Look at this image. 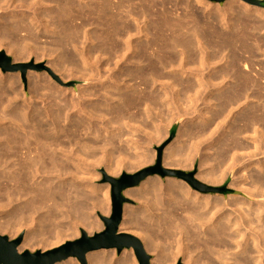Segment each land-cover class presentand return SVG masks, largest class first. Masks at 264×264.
Segmentation results:
<instances>
[{
	"label": "bare ground",
	"instance_id": "bare-ground-1",
	"mask_svg": "<svg viewBox=\"0 0 264 264\" xmlns=\"http://www.w3.org/2000/svg\"><path fill=\"white\" fill-rule=\"evenodd\" d=\"M197 1L202 3V0ZM175 2L0 0V10L7 13L0 18V49L7 47L15 55V61L29 60L37 51L47 52L51 57L56 56L49 65L54 73H63L64 78H70L74 73L69 72L81 68L83 71H76L84 79L98 76L101 82L94 87L97 89L89 88L90 91L85 93L81 90L82 94H78L80 101L75 102L74 97L66 101L64 90L49 76L31 71L27 76L28 98L19 74L0 72V209L4 212L0 218V229L11 237L18 236L23 228L28 230L25 241L18 249L20 252L27 248H41L45 252L70 237H78L79 229L91 233L103 229L95 212L108 215L111 207L108 194L103 193L102 197L99 187L89 185V159L97 157L101 149L104 151L112 145L116 136L122 139L132 136L136 123L141 128L149 127V120L162 124L168 105L167 90L173 88L174 91L175 87H180L182 92L171 96L174 103L183 102L182 97L186 101L191 92L194 93L190 94L193 95V102L205 101L204 106L207 103L214 109L212 117L229 119L225 120L229 122H225L227 127L223 126L222 132L221 124H218L219 128L214 126L221 133L217 141L225 147L224 153L220 151L223 154L221 161L223 159V165L227 162L231 165L243 163L244 175H240L242 182L238 183L240 189L243 187V193L250 200H261L252 203L238 196L229 200L227 196V202L226 198H211L191 190L180 180L162 181L151 177L138 190L134 188L126 193L133 199L145 201V204L141 208L125 206L120 232L136 235L145 249L157 252L159 249L154 238L157 234L161 235L158 232L162 229L169 235L182 232V236L187 229L190 233L189 228L201 230L206 226L205 240H202L204 233L199 230L200 235L195 234V239L192 236L194 243L191 248L184 249L198 251L203 247L208 252L203 254L206 255L204 258L211 260L210 255L216 245L226 249L230 247V243L226 242L232 240L245 255L244 261L241 260L245 262L243 264H264V162L255 164L253 160L264 154V63L260 64L257 60L261 54L264 62V10L241 3H228L221 10L207 5L201 16L187 4L189 11L179 15V5ZM23 33L27 36L20 38ZM44 34L53 37L52 47L48 50L34 46ZM94 58L95 62L97 58L95 66L92 62ZM256 60L259 67L254 65ZM100 63L101 66H98ZM104 69L109 73L107 77L103 75ZM104 76L106 81L102 80ZM183 91L184 96L181 97ZM261 103L262 106L258 105ZM154 111L159 112V117H152ZM208 122L199 129L201 139L197 143L200 146L210 145L211 140H215L213 136L216 132H213L214 135L211 133L213 126ZM162 126L155 127L157 139H164L167 135ZM138 130L141 131L140 128ZM248 131H252L250 134L253 137ZM188 133L178 130L179 140L165 152V166L191 169L192 158L200 148L195 146L197 143L188 141L190 144H187L184 141L190 137ZM244 133L251 137V141H247V137L246 140L242 138ZM250 142L254 144L255 152L251 151L253 144ZM249 149L252 153L248 152V155L244 150ZM238 151L249 156L248 164L240 154L235 156ZM136 157V166L139 167L138 164L153 163L155 155L147 151ZM204 158L203 167L208 161L207 157ZM253 166L257 172L253 175L254 168L250 169L249 175L248 170ZM216 170L219 172L221 168L213 167L201 172L198 177L203 182L219 184L224 177L222 173V178L217 177L219 173L217 175ZM248 179H251L250 184L245 183ZM244 183L251 186H244ZM229 207L236 215L232 221L227 215L228 220H225L230 227L223 226L226 231L233 232L234 229L235 233L230 235L229 241L224 236L226 231L218 227L223 235L216 228V233L225 237V240L220 237L223 241L218 242L215 239L219 236L215 232L211 234L208 224L218 213H226ZM185 213L188 219L181 217ZM189 223L191 226H187ZM212 230L215 231V228ZM214 234L217 238H213ZM249 240H252L253 248L247 249ZM103 253L105 250L88 254V264H136L133 254L125 253L115 258L114 251L113 254ZM253 254L258 256L253 259ZM159 255L156 264L176 261V258L165 261ZM58 264L78 263L72 258Z\"/></svg>",
	"mask_w": 264,
	"mask_h": 264
},
{
	"label": "rangeland",
	"instance_id": "rangeland-1",
	"mask_svg": "<svg viewBox=\"0 0 264 264\" xmlns=\"http://www.w3.org/2000/svg\"><path fill=\"white\" fill-rule=\"evenodd\" d=\"M175 3H177L178 5H179V7H178V9H177V12H178V14L180 15L181 13L183 14V13H185V11L186 12H188L189 11V8H187L186 6H188L187 4H190V6H191V9L192 10H194V11H198L199 12V14L202 16V14H203V12H204V10H206V7H207V5L208 6H210V8L211 7H214V6H216V8H220V10L221 9H224L225 7V5L226 4H228V3H230V4H238V3H241L242 5L243 4H246L247 6H249L250 8H255V9H257V10H260V9H263V8H260L259 9V7H256V6H252V5H250V4H248V3H246V2H244L243 0H228V1H226L223 5H220V4H218V3H212V2H210V1H207V0H202V3H199L197 0H173ZM188 1V2H187ZM194 2V3H193ZM175 3H173L172 5H174L175 6ZM194 4V5H193ZM219 7H218V6ZM252 6V7H251ZM6 7V6H5ZM183 7V8H182ZM169 8H173V7H169ZM205 8V9H204ZM5 9H7V7L5 8ZM175 9V8H174ZM184 9H186V10H184ZM188 10V11H187ZM201 10V11H200ZM264 10V9H263ZM3 10H0V18L1 17H5L6 15H7V13H6V11L4 10L3 12H2ZM183 11V12H182ZM200 12H202V13H200ZM3 14H6V15H3ZM48 35V36H47ZM47 35H45L44 34V37H42L41 38V40H39V42H38V44H34V46L35 47H37V48H41V49H45V50H48L49 48H51L52 46H51V42H52V35H50V34H47ZM51 36V38H49L50 36ZM27 36V34L26 33H23V34H21V36H20V38H24V37H26ZM33 45V44H32ZM47 48V49H46ZM2 51H4L5 53H6V55L7 56H9V57H11L12 59H13V62L14 63H22V64H28V65H31V64H33L34 66H38V67H41V68H39V69H37V70H29L28 72H27V75H26V82H24V80H23V78H22V75H21V73L20 72H18V73H10V74H19V76H20V81H21V83H22V86H23V90H24V92H25V94H27V97L29 98L30 96H29V94H28V90H29V87H28V79H27V76H28V73L29 72H36V73H38V74H41V75H46V76H49L50 77V79L51 80H53V82L55 83V84H57V86H59L62 90H64V95H65V97L67 98V100L66 101H68V99L70 100L72 97H74V101L75 102H78V101H80L79 99V96H78V94L79 93H81L82 94V91L85 93V92H88V90L90 91V89L92 90L94 87H97L98 85H100V81H99V77L98 76H89V78L90 77H92V78H90V79H88V76L84 79V77H82L81 76V73L79 74V73H77V71L79 70L80 72L81 71H83L81 68H78V69H73V71L72 72H69V74H71V73H74V74H72V77H70V78H64L63 76L65 75H63V73H54L53 71H52V69H51V67L49 66V65H51V62H53V60H54V58H56V56L55 57H51V56H49L48 54H47V52H42V51H37L34 55H32L31 57H30V59L29 60H22V61H15V55L12 53V52H9L8 51V49H7V47H2L1 49H0V52H2ZM263 57V55H259L258 56V58H257V60L260 62V64H262V63H264L262 60H261V58ZM39 60V61H38ZM99 60V59H98ZM104 60V59H103ZM256 60V62H255V67L256 66H258L259 67V63H258V61ZM92 62H94L93 64H94V66L96 65V62H97V58H96V62H95V58H94V61H92ZM258 63V64H257ZM257 64V65H256ZM98 65V64H97ZM98 66H101V63L98 65ZM261 66V65H260ZM83 67H86V66H83ZM82 67V68H83ZM85 69V68H84ZM77 70V71H76ZM104 71V72H103ZM102 72H103V75H105L106 76V74H107V70H106V72H105V69L103 70ZM0 72L1 73H3L2 72V70H1V68H0ZM53 72V73H52ZM75 75H77L76 77H74ZM79 75V76H78ZM93 75H96V74H93ZM107 75H109V73L107 74ZM105 76H104V78L102 79L103 81L105 80ZM98 77V78H97ZM107 77V76H106ZM63 79V80H62ZM94 79V80H93ZM92 80V81H91ZM97 80V81H96ZM106 81V80H105ZM73 84V85H72ZM90 88V89H89ZM94 89H97V88H94ZM98 89H99V87H98ZM159 89V88H158ZM158 89H156V90H158ZM173 89V88H172ZM172 89H170L169 90V88H168V90L167 91H169L168 92V94H167V96H168V98H167V103H168V105H166V107L167 108H165L166 110H165V115L163 116L164 117V119L165 120H163L162 121V124L161 123H158V122H156V121H154L153 122V120H149V127L148 126H146V127H148V128H150V129H147L146 127H139L138 125L139 124H137V126H136V124H135V126H134V128L136 129V131H135V133H132L133 135L131 136L130 135V137L129 136H125L124 137V139H122V138H119L118 136H116L115 137V139H113L114 140V142H113V144L112 145H108L107 146V148L106 149H103L104 151H102V149H101V151H99L98 152V154H97V157H95V158H91V159H89L90 161H88V166H89V174L90 175H88L89 177H88V179H90L91 181H89V185L90 186H93L94 185V187H99V189L101 190V192H100V195L102 196L103 195V193H105V194H108V201H109V205H110V213L108 214V215H104V216H110V214H111V209H112V202H111V186H110V184H105V183H103L104 182V173L105 174H107V175H109V176H111V177H114V178H119L123 173H129V174H134V173H136V172H138V171H140V170H142V169H144V168H147V167H149V166H152V165H154V163H155V161H156V155H157V152H156V150H155V147H159V146H161V145H163V143H165L168 139H169V133H170V130H171V128L174 126V125H176V124H178L179 125V129L181 130V131H183L184 132V130L186 131V132H190V134L188 133V135L190 136V137H188V138H186L187 139V141H186V139L185 138H182V139H185L184 141L187 143V144H190L188 141H190L192 144H194V143H197V141L198 140H200L201 139V136H200V133H199V131L201 130V128H202V126L204 125V124H206V122H208V123H212V125L211 126H213V128H211V133L213 134V132H218L217 134L215 133V136H213V138L215 139L214 141L213 140H211V139H213L212 138V136H211V139H209V140H211L212 142V144H210V145H207V146H204V145H202V146H200L201 144V142L199 141V144L200 145H198V143L197 144H195V146L196 145H198L197 146V148L199 147L200 149H197V152H195L196 153V155H195V157H194V155H193V157L194 158H192V159H194L193 160V166L191 167V169L190 168H187V169H182V168H179V167H173V168H171V167H167V166H165V164H164V158H165V153H164V158H163V164H164V166L165 167H167V168H170V169H175V170H182V171H185V172H191V171H193L194 169H195V166L197 165V174H196V178H197V180H199V181H201L202 183H205V184H207V185H210V186H213V187H217V188H222V187H226V189H228V190H231L233 193H229V194H227V195H223V194H206V195H210L211 196V198H226V200H227V202H228V197H229V200H230V197L232 198V197H240V198H245V200H249V202H256V201H260L261 199H259V198H256L255 199V201L253 200H250V198H248L244 193H243V187H242V189H240V183L242 182V179H241V176L240 175H244V169H243V167H244V165H243V163H242V165L240 164V162L239 163H236V164H234L233 163V165H231V164H229L228 162L227 163H225L224 165H223V159H222V161H221V158H223L222 157V155H221V152L222 153H224V145L222 146L221 144H222V142H221V144H220V141L218 142L217 141V138H218V136L221 134L220 133V131H217L216 129H217V127H218V124H221V126L219 125V127H221L220 129H221V132H222V130L224 129V127H227V124H228V122L227 121H225V120H227L225 117H224V120H223V117H212V115H213V113H214V109L212 108H210V106H208L207 105V103H206V105L204 106L203 104L205 103V101H204V103H202L203 101H201V100H199L197 103L196 102H193V99L194 98H192L193 97V95H191L190 96V94H194V93H188L189 95H188V99L190 100V103H189V101H187V98L185 99L186 101H184V97H182V96H184V95H182V94H184V91H183V93H181V97L183 98L182 100H183V102L182 101H180L179 103H174V101H173V97H174V94H178V92L180 93V92H182V88H180L179 87V89L177 88L176 89V87L174 88V91L172 90ZM181 89V90H180ZM82 90V91H81ZM153 90H155V88L153 89ZM177 90V91H176ZM81 91V92H80ZM174 93H173V92ZM172 93V94H171ZM171 96H173V97H171ZM70 97V98H69ZM180 97V98H181ZM171 99V100H170ZM73 100V99H72ZM78 100V101H77ZM192 100V101H191ZM171 101H173V102H171ZM201 101V102H200ZM171 102V103H170ZM187 104H186V103ZM173 103V104H172ZM183 103V104H182ZM191 103H193V104H191ZM196 103V104H195ZM88 104H91V103H89L88 102ZM176 104V105H175ZM191 104V106H190V108L188 107L189 105ZM212 104V107H213V103L211 102L210 103V105ZM251 104V103H250ZM170 105V106H169ZM172 105V106H171ZM187 105V106H186ZM258 105H261L262 106V103L261 104H258ZM176 106V107H175ZM208 106V107H207ZM178 107H182V109L181 108H178ZM188 107V108H187ZM215 107V106H214ZM176 110H178V111H176ZM178 108V109H177ZM187 108V109H186ZM192 108V109H191ZM189 109V110H188ZM153 110H155V109H153ZM152 110V111H153ZM174 111V112H173ZM186 113H185V112ZM155 113H157V114H155ZM178 113H180V114H178ZM154 114V115H153ZM153 114H152V117H159L158 116V114H159V112H156V111H154L153 112ZM183 114V115H182ZM186 114V115H185ZM189 115V116H188ZM211 115V116H210ZM169 117H172V118H169ZM232 117V116H231ZM173 119V120H172ZM206 119V120H205ZM167 120V121H166ZM172 120V121H171ZM213 120V121H212ZM214 120H217V121H214ZM218 120H220V121H218ZM221 120H223L222 122H221ZM229 120V119H228ZM168 121H170V122H168ZM205 121V122H204ZM211 121V122H210ZM217 122V123H216ZM221 122V123H220ZM225 122H227V124L225 123ZM155 123H158V124H156V125H158V126H162V129H166V130H162V131H165V133L167 134H164V132H163V136H165L164 137V139L163 138H160V139H157V135L155 134V127H156V125H155ZM166 123V124H165ZM203 123V124H202ZM207 123V124H208ZM223 123H225V125L223 124ZM171 126H170V125ZM186 124V125H185ZM134 125V124H133ZM150 125L152 126V127H150ZM166 125V126H165ZM190 125V126H189ZM201 125V126H200ZM198 126H200V127H198ZM214 126H217L216 127V129L214 128ZM224 126V127H223ZM165 127V128H164ZM218 127V128H219ZM140 128L141 129V131L140 130H138V129ZM146 128V129H145ZM187 128V129H186ZM223 128V129H222ZM178 129V130H179ZM200 129V130H199ZM216 131H215V130ZM143 130V131H142ZM145 130V131H144ZM146 130H147V132H146ZM151 130H152V132H151ZM219 130V129H218ZM139 131V132H138ZM148 131L149 132H151V133H148ZM195 131V132H194ZM140 132H141V134H140ZM154 132V133H153ZM144 135H143V134ZM194 133V135H192V134ZM246 133V132H245ZM244 133V134H245ZM248 133H249V131H248ZM250 133H252V131H250ZM249 133V134H250ZM145 134H147V136L145 135ZM149 134V135H148ZM244 134L242 135L243 137V139H245L246 140V137H247V141H251V137H253V134H250V136H248V135H246L245 134V136H244ZM156 135V137H155V139L153 138V136H155ZM198 136V137H197ZM200 136V137H199ZM155 140H153L152 138ZM245 137V138H244ZM250 137V138H249ZM179 136H176V138L174 139V141H172V143L166 148V150L171 146V145H173V144H175L179 139ZM192 140H191V139ZM200 138V139H199ZM209 138V137H208ZM157 139V140H156ZM189 139V140H188ZM249 139V140H248ZM103 140H106V139H103ZM102 140V141H103ZM221 141H222V139H221ZM214 142V143H213ZM218 143V144H217ZM251 143V142H250ZM103 144H105V142L103 141ZM128 144V145H127ZM191 144V145H192ZM224 144V143H223ZM253 143H251V145H252ZM216 145V146H215ZM222 146V150L220 149V147ZM105 146V145H104ZM129 146V147H128ZM141 146V147H140ZM144 146V147H143ZM181 146V145H180ZM204 147V148H203ZM254 147V144H253V146L252 147H250V149H251V151L254 149L253 148ZM212 148V149H211ZM217 148V149H216ZM219 148V149H218ZM129 149V150H128ZM144 149L145 150H147L148 151V153H152V154H154L155 155V158H154V161H153V163H151V164H148V165H139L138 164V166L139 167H137L136 165H137V163H138V161L137 162H135V157L137 156V155H139L140 156V154L141 153H144V152H147V151H144ZM203 151H202V150ZM204 149H206V150H204ZM224 149V150H223ZM250 149L249 150H244L245 151V153H248V152H250V153H252L251 151H250ZM166 150H165V152H166ZM200 152H199V151ZM216 150V151H215ZM150 151V152H149ZM206 151H209V152H206ZM221 151V152H220ZM243 150H241L240 152H242ZM244 151H243V153H244ZM212 152V153H211ZM239 152V151H238ZM238 152H236V154L238 153ZM240 152L237 154V155H235V156H238L239 154H240ZM255 152V151H254ZM217 153V154H216ZM220 153V154H219ZM240 154L239 156L242 158V156H243V161L244 162H247V164L249 163V161H248V159H249V156H247L246 154ZM106 154V155H105ZM203 155V156H202ZM206 155H208V156H206ZM248 155H249V153H248ZM238 156V157H239ZM102 157V158H101ZM204 157H207V163H206V165L203 167V160L205 159ZM213 157H215V158H213ZM248 157V158H247ZM202 158H204V159H202ZM246 160H245V159ZM93 159V160H92ZM136 159H138L137 157H136ZM215 159V160H214ZM97 162H96V161ZM214 160V161H213ZM254 161H255V164L256 163H260V162H264V154H260L258 157H256V158H254L253 159ZM252 160V161H253ZM92 161H94L95 163H93ZM99 161V162H98ZM243 161H241V162H243ZM201 162H202V164H201ZM220 162H222V165H221V163ZM230 162V161H229ZM232 162V161H231ZM229 164V165H228ZM240 164V166H238V165ZM246 164V163H245ZM219 165H221V167H219ZM234 165H235V167H234ZM237 165V166H236ZM217 166H218V168H217ZM227 166V167H226ZM243 166V167H242ZM200 167H202V168H200ZM207 167V168H206ZM213 167H216V169H220L221 168V170L218 172L217 170V175H218V173H219V175L217 176V177H221L222 178V175H223V177H224V179L222 178V181L219 183V184H210V183H206V182H203L198 176L200 175V173L201 172H205V171H208V170H210L211 168L213 169ZM231 167V168H230ZM242 167V168H241ZM223 168H224V170H223ZM227 168H229V169H227ZM241 170H240V169ZM254 168V169H253ZM255 168L256 167H251V168H249V170H248V174L249 175H251L249 172H250V169L252 170V174L254 175L257 171H255ZM202 169V170H201ZM222 171V172H221ZM239 172H243L242 174H240ZM221 173H222V175H221ZM226 173V174H225ZM247 173V172H246ZM238 174V175H237ZM240 176V179L238 178ZM91 177V178H90ZM156 177H158L159 179H161L162 181H164V180H167V179H176V180H179V179H177V178H172V177H167V178H165V179H163V178H161L160 176H156ZM236 177L238 178V180L236 179ZM93 178V179H92ZM151 178V177H150ZM153 178V177H152ZM243 178V177H242ZM240 180H241V182H240ZM180 181H182V182H184V183H186L185 181H183V180H180ZM236 181V182H235ZM248 181H249V183H248ZM248 181H246L245 183L246 184H250L251 183V179H248ZM231 182V183H230ZM239 183V184H238ZM244 183V184H245ZM188 186H189V188L191 189V190H194L188 183H186ZM236 185V186H234V185ZM239 186H238V185ZM244 185V186H247V187H249V186H251V185ZM233 186V187H232ZM237 187L239 188V189H237ZM140 188V187H139ZM139 188H135V190L137 189H139ZM103 189V190H102ZM108 190V191H107ZM131 190H134V189H131ZM106 191V192H105ZM130 191V189L128 190V191H126L125 192V195H126V193L127 192H129ZM196 191V190H195ZM199 192V191H198ZM104 194V195H105ZM203 194V193H202ZM103 195V196H104ZM102 196V197H103ZM228 196V197H227ZM126 197L127 198H129V199H131L132 201H133V203H131V204H127L128 206H130V207H134V208H141V207H143V205L145 204L144 202L145 201H141V200H136V199H133V198H131V197H129V196H127L126 195ZM258 199V200H257ZM229 208H230V210H229ZM228 209H227V211H226V213H218V215L217 216H214L213 218V222H210V224H208V227H211L210 228V230H211V234H213V232H215L216 233V231H217V229L219 230V231H217V232H219L220 234H223V232L224 231H226L227 230V228H229L230 226L228 225L229 224V222L228 221H226L225 219H227L228 218V216L227 215H229V218H231V221L235 218V212H234V210L233 209H231V207H229ZM99 211H96L95 212V215H96V217H98L97 216V213H98ZM102 214V213H101ZM221 214V215H220ZM3 215H4V212L0 209V218L1 217H3ZM103 215V214H102ZM187 215V213H185L184 215L182 214V218H183V216H185L184 218H187L188 216H186ZM231 215V216H230ZM221 216H225V217H221ZM227 216V217H226ZM180 217V218H181ZM219 217V218H218ZM188 219V218H187ZM186 219V220H187ZM223 219V220H222ZM98 220L100 221V219H99V217H98ZM228 220V219H227ZM212 221V220H211ZM223 221V222H222ZM101 222V221H100ZM102 223V222H101ZM191 223V222H190ZM187 224V226H191V224L193 225L194 223H191V224ZM215 225H213V224ZM217 223H219L218 225H217ZM224 224H226V226H228L227 228H225L226 226L224 225ZM102 225H103V223H102ZM225 227H224V226ZM194 226V225H193ZM213 226V227H212ZM217 226V227H216ZM222 226V227H221ZM223 229V232H220V229ZM187 228H189V227H187ZM215 228V231L214 230H212V229H214ZM217 228V229H216ZM103 229H104V227H103ZM102 229V230H103ZM190 229V233H189V231H187L186 230V233L187 234H189V235H187L186 233V235L185 234H182V236H181V233H176V232H174L175 234H173V233H171L170 235L168 234V232H165L164 231V229H162V231H160V232H158L159 234H161V235H156V237L155 238H158V239H155L154 238V240H155V244L156 245H158L157 247H158V249L160 250H157V252H155V251H149V250H147V253H149L151 256H152V258H153V260H152V264H156V257H158V254H160V255H162V258H165V261H168L169 262V258L171 259V260H173L174 258H176V261L175 262H171L172 264H243V263H245V262H242V261H244V258H245V255H243V253H242V251L237 247V245L235 244V243H233L232 242V240L230 241V239H228V238H230V235L232 236L233 235V233H235L234 232V229H233V232H230L231 230H228V231H226V233L224 232V236L226 237V239L227 240H229L230 242H228L227 240V242H226V244H229L230 245V247L228 246V248L226 247V249H224L223 248V246L222 245H220L218 242L220 241V240H222V238L221 239H219L220 237H223V240H225V237L224 236H221L219 233V235L216 233V235L217 236H219L218 238H217V236H215V234L213 235V238H217V239H215V240H217V241H215V242H217L219 245L217 246L216 244V248L214 247V251H212V252H209V253H212L210 256V258H211V260H209L208 258H204V256L206 257V249L204 250L203 249V247H201L202 249H200V250H198V251H194L193 249L191 250H189V251H187L186 249H184V248H191V246L193 245L192 243H194V241L192 242V240H194L195 239V236L196 235H200V232H199V230H194V229H192L193 231H195V232H193L192 230H191V228H189ZM206 229V226L202 229L201 228V234H203L204 233V238H203V235H201L200 236V238L202 239V240H205V238H206V236H205V232L204 231H206L205 230ZM225 229V230H224ZM80 230L81 229H79V235H78V237H74V238H71L70 236V238H68V239H66L63 243H61V244H59V245H56V247L54 246V247H52V248H49L48 250H46L45 252H47V251H50V250H53V249H56V248H58V247H60V246H62V245H64L65 243H67V242H70V241H74V240H76V239H78V238H80L81 237V233H80ZM86 232H87V234L88 235H93V234H95V233H99V232H101L102 230H100V231H97V232H88L86 229H84ZM132 231H134V230H132ZM136 231V230H135ZM192 231V232H191ZM203 231V232H202ZM222 231V230H221ZM198 232V233H197ZM27 233H28V230L26 229V228H23L22 230H21V232H20V234L18 235V236H16V237H11V235L9 234V233H7V232H2L1 231V229H0V235L1 236H6V237H8L9 238V241H14V240H17V239H19L20 237L22 238V242H21V245L23 244V242L25 241L24 239L26 238V235H27ZM184 233V232H183ZM191 233H194V235H192ZM128 234H131V233H128ZM174 236H173V235ZM180 234V235H179ZM191 234V235H190ZM196 234V235H195ZM131 235H134V234H131ZM135 237H137L136 235H134ZM168 236H170V237H168ZM179 236V237H178ZM181 236V237H180ZM192 236H194V239H193V237ZM215 236V237H214ZM229 236V237H228ZM167 237V238H166ZM173 237V238H172ZM175 237V238H174ZM199 237V236H198ZM138 238V237H137ZM164 238V239H163ZM171 238V239H170ZM180 240V241H178V240ZM199 240V242L201 243V241L202 240ZM141 240V239H140ZM168 240V241H167ZM175 242H174V241ZM184 240V241H183ZM222 240V241H223ZM158 241V242H157ZM176 241H177V243H176ZM187 241V242H186ZM239 241V240H238ZM250 242H249V246L247 247V249H250V248H253L252 246H253V242H252V240H249ZM188 242H190V243H188ZM252 242V243H251ZM143 243V242H142ZM168 243V244H167ZM179 243V244H178ZM187 243V244H186ZM202 243H203V241H202ZM201 243V244H202ZM232 243V244H231ZM182 244V245H181ZM20 245V246H21ZM189 246V247H186V246ZM20 246L18 247V249L20 248ZM180 246V247H179ZM236 246V247H235ZM219 247H221V248H219ZM182 248V249H181ZM238 248V249H237ZM215 249H216V251H215ZM219 249V250H218ZM220 249H222V250H220ZM228 249V250H227ZM242 249V248H241ZM182 250V251H181ZM187 251V252H185V251ZM26 251H29L30 253H36V252H38V251H40V252H42V253H45L44 251H43V249H41V248H37L36 250H31V249H29V248H27L25 251H23V252H20L19 250H18V252L20 253V254H23L24 252H26ZM114 251V253H115V255H114V257L115 258H119L121 255H123V254H133V257H134V259H135V262H136V264H139L138 263V261H137V258H136V256L134 255V251L133 250H125L121 255H118V253H117V251L116 250H105V253H103V254H113L112 252ZM184 251V252H183ZM201 253H200V252ZM203 251V252H202ZM253 251H254V249H253ZM104 252V251H103ZM107 252V253H106ZM205 252V253H204ZM215 252V253H214ZM222 252H224V254L222 253ZM228 252V253H227ZM184 253V254H183ZM187 255H186V254ZM190 253H192V254H190ZM208 253V252H207ZM220 253V254H219ZM199 254H201V255H199ZM203 254H206V255H203ZM223 254V255H222ZM237 254V255H236ZM242 254V255H241ZM159 255V256H160ZM165 255V256H164ZM173 255V256H172ZM191 255H193V256H191ZM218 255H220V256H222V257H225V259H222V257L221 258H219L220 256H218ZM186 256H188L187 258H186ZM201 258H200V257ZM216 256V257H215ZM246 256H247V254H246ZM258 256V254L256 255V254H253V256H251L253 259H255L256 257ZM259 256H260V254H259ZM189 257H191V258H189ZM215 257V258H214ZM239 257V258H238ZM242 257H243V259H242ZM199 258H200V260H199ZM219 258V259H218ZM72 259V258H71ZM73 259H75V258H73ZM203 259V260H202ZM228 259V260H227ZM238 259H240V260H238ZM76 260V262L78 263V264H80V262L77 260V259H75ZM170 260V261H171ZM223 260H225L226 261V263H225V261H222ZM242 260V261H241ZM196 261V262H195ZM238 261H240V262H238ZM198 262V263H197ZM235 262H237V263H235ZM242 262V263H241ZM170 263V264H171ZM260 263V262H259ZM258 263V264H259ZM166 264V263H165ZM167 264H169V263H167ZM261 264V263H260Z\"/></svg>",
	"mask_w": 264,
	"mask_h": 264
},
{
	"label": "water",
	"instance_id": "water-1",
	"mask_svg": "<svg viewBox=\"0 0 264 264\" xmlns=\"http://www.w3.org/2000/svg\"><path fill=\"white\" fill-rule=\"evenodd\" d=\"M212 3L223 5L228 0H207ZM244 2L264 9V0H243ZM0 68L3 73L20 72L24 82L29 70H37L41 67L33 64L14 63L13 59L0 52ZM73 85V84H72ZM179 125H174L169 133V139L159 147H155L157 152L154 165L144 168L134 174L123 173L119 178L111 177L104 173L105 184L111 186L112 209L110 216L97 213L104 229L93 235H88L84 229L80 230L81 237L65 243L64 245L42 253H30L29 251L20 254L18 247L21 245L22 238L9 241L6 236L0 235V264H58L71 258L77 259L80 264H88L87 255L102 250H116L121 255L125 250H133L139 264H152V256L147 253L142 241L134 235L120 232L123 222L124 209L127 204L133 201L126 197L125 192L129 189L138 188L150 177L160 176L177 178L188 183L194 190L203 194H223L233 193L226 187L217 188L197 180V165L191 172L170 169L164 166L163 158L166 148L174 141L177 136Z\"/></svg>",
	"mask_w": 264,
	"mask_h": 264
}]
</instances>
